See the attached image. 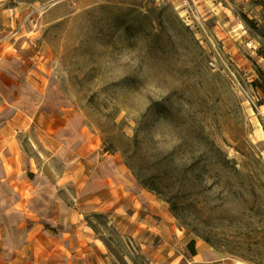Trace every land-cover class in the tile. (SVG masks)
<instances>
[{"label": "rangeland", "instance_id": "1", "mask_svg": "<svg viewBox=\"0 0 264 264\" xmlns=\"http://www.w3.org/2000/svg\"><path fill=\"white\" fill-rule=\"evenodd\" d=\"M262 76L264 0H0V212L71 207L115 264H264Z\"/></svg>", "mask_w": 264, "mask_h": 264}, {"label": "crops", "instance_id": "2", "mask_svg": "<svg viewBox=\"0 0 264 264\" xmlns=\"http://www.w3.org/2000/svg\"><path fill=\"white\" fill-rule=\"evenodd\" d=\"M10 124L7 118L0 132L4 165L5 152H21L17 129ZM5 199L0 212V264H115L105 243L73 208L55 202L42 206L37 197L25 206L18 203L19 197ZM48 223H54L59 233H50Z\"/></svg>", "mask_w": 264, "mask_h": 264}, {"label": "trees", "instance_id": "3", "mask_svg": "<svg viewBox=\"0 0 264 264\" xmlns=\"http://www.w3.org/2000/svg\"><path fill=\"white\" fill-rule=\"evenodd\" d=\"M261 88H262V91L264 93V76H262V81H261V84H260ZM106 245V247L108 248V250L110 251V247L108 245V243L103 239V238H100ZM188 248L190 250V252L193 254V255H196L197 254V249H196V241L195 240H191L189 243H188ZM136 250H140L138 249L137 247L135 248ZM143 264H151L147 259H143Z\"/></svg>", "mask_w": 264, "mask_h": 264}, {"label": "bare ground", "instance_id": "4", "mask_svg": "<svg viewBox=\"0 0 264 264\" xmlns=\"http://www.w3.org/2000/svg\"><path fill=\"white\" fill-rule=\"evenodd\" d=\"M259 146L262 148V150L264 151V141L263 142H261L260 144H259Z\"/></svg>", "mask_w": 264, "mask_h": 264}, {"label": "built area", "instance_id": "5", "mask_svg": "<svg viewBox=\"0 0 264 264\" xmlns=\"http://www.w3.org/2000/svg\"><path fill=\"white\" fill-rule=\"evenodd\" d=\"M184 4L190 3V0H181Z\"/></svg>", "mask_w": 264, "mask_h": 264}]
</instances>
